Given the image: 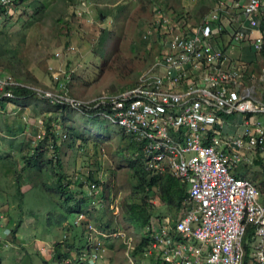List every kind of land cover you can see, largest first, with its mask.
Masks as SVG:
<instances>
[{
  "label": "rangeland",
  "instance_id": "1",
  "mask_svg": "<svg viewBox=\"0 0 264 264\" xmlns=\"http://www.w3.org/2000/svg\"><path fill=\"white\" fill-rule=\"evenodd\" d=\"M220 1L22 0L0 15V72L30 91L11 97L0 89V264H46L45 258L52 264H152L145 257L150 242L137 250L145 229L176 219L181 208L163 201L157 183L135 193L128 138L117 127L86 119L79 107L136 83L159 57L162 33L193 29ZM244 1L232 0L230 6ZM227 18L230 24L220 28L216 41L231 35L238 46V32L250 35L258 28L243 29L240 15ZM251 45L254 54L264 50ZM230 50L229 58H239ZM262 56L254 68L259 73L247 81L264 83ZM230 117L242 128L241 115ZM260 160L251 157L239 172L264 189ZM27 161L34 164L26 168ZM94 182L98 187L89 196ZM177 183L171 188L178 191L174 204L180 191L187 194ZM84 195L87 217L71 211ZM136 204L149 212L144 230L127 221L126 208ZM54 246L68 256L54 259Z\"/></svg>",
  "mask_w": 264,
  "mask_h": 264
},
{
  "label": "built area",
  "instance_id": "2",
  "mask_svg": "<svg viewBox=\"0 0 264 264\" xmlns=\"http://www.w3.org/2000/svg\"><path fill=\"white\" fill-rule=\"evenodd\" d=\"M19 1L0 0V12ZM262 2L252 0L245 10L239 6L243 29L258 27L252 42L257 51L264 46L263 19L256 11V4ZM224 4L226 0L191 26L199 36L185 37L178 34L179 28L162 33L163 64L155 59L132 87L100 93L81 106L86 117L108 121L139 144L134 157L142 169L152 176H173L187 188V203L177 218L144 231L150 242L144 256L155 254L156 264H264L262 195L252 180L233 172L253 156L264 161V99L225 73L241 70L238 74L246 76L245 64L234 66L239 59L229 58L225 41L212 38L230 24ZM219 17L226 19L223 25L218 24ZM228 39L232 45L233 37ZM244 39L238 32L234 40ZM203 41L212 47L204 48ZM13 87L0 89L10 92ZM235 114L243 118L238 135L217 138L212 126L234 122L230 116Z\"/></svg>",
  "mask_w": 264,
  "mask_h": 264
},
{
  "label": "trees",
  "instance_id": "3",
  "mask_svg": "<svg viewBox=\"0 0 264 264\" xmlns=\"http://www.w3.org/2000/svg\"><path fill=\"white\" fill-rule=\"evenodd\" d=\"M22 1V0H21ZM19 3H20V1H19ZM19 3H17V4H19ZM221 37V36H220ZM251 37H253V35H251ZM255 66V65H254ZM251 68V67H250ZM250 68H248V69H250ZM256 75V74H255ZM246 77H247V75H246ZM135 84V83H134ZM133 84V85H134ZM133 85H131V86H128V88L129 87H132ZM21 89V90H20ZM20 89H16V90H12V91H14V94H16V92H21L22 93V95H24V93H30V91L28 92V90L26 89V88H20ZM117 91H115V92H112V93H116ZM91 122H96V123H98V122H100V121H98V120H90ZM46 132H48V130L46 131ZM119 134L120 135H122L123 137H125L126 138V136H124L122 133H120L119 132ZM74 136H78L79 138H83L82 136H79L77 133H75L74 134ZM127 139V138H126ZM127 141H128V144H129V151H130V156H131V165L135 168L134 169V178L137 180V182H138V185L137 186H135L133 189H134V192L135 193H144V191H145V188L146 187H151V186H153L155 183H157L158 185H159V187H160V189H161V192H162V196H163V201L165 202V203H167L168 205H175L176 206V209H182L183 207H184V205L187 203L186 201H187V194L186 195H184L183 194V191H180V193H179V196H180V199H179V201L176 203V204H174L173 203V197H174V195L175 194H177L178 193V191L177 192H172L171 191V188L174 186V187H176V188H178V183H180L179 181H177L176 183L178 184V185H175L176 183H173V181H172V179H171V177H170V175H167V177L164 175V176H162V175H160V176H152V175H150L149 174V172H146L144 169H142V167H140L139 166V164H138V160H137V158H135L134 157V155H135V153L139 150V146L138 145H136L135 143H132L131 141H129L128 139H127ZM37 160V159H36ZM28 162H30V161H27V166H26V168H28V167H30V166H32L34 163L31 161V163H28ZM162 176V177H161ZM163 177H166L167 179H164ZM149 178V179H148ZM69 186H70V184H64V187L65 188H69ZM84 186V185H83ZM87 187H86V191L90 188V186H89V183L86 185ZM91 186H95V187H98V185L94 182V184L92 185L91 184ZM183 186V185H182ZM20 188H21V186H20ZM63 188V187H62ZM47 189L48 190H51L52 189V187H48L47 186ZM54 189V188H53ZM74 192V191H73ZM72 192V194H73V196H74V193ZM88 192H91V194L89 195V196H92V195H94L95 194V189L93 188H90L88 191H87V193ZM54 193H58V192H56V191H54ZM24 194L22 193V194H20V197H22ZM60 195V194H59ZM73 196H71V197H73ZM22 199V198H21ZM88 198H86V196L84 195L80 200H78L75 204V206L73 207V208H71V211L72 212H74V209L76 210V212L77 213H80V214H83L84 216H86L87 217V214H86V212H83L82 210H83V208H85L86 207V203H88V200H87ZM143 202H145V200L143 201ZM20 207H21V205H19ZM131 210H130V209ZM129 208H126L127 210H126V214H127V221L128 222H130L131 224H133L134 226H135V229L136 230H144L147 226H149L148 224H149V212L146 210V208L144 207V205L142 204V205H130V207ZM180 209V210H181ZM180 212V211H179ZM85 222H83V224H84ZM19 225H17V227H18ZM102 228V227H101ZM102 229H104V228H102ZM16 230V228L13 230V233H14V231ZM84 230H86V228H84ZM111 233H114V232H111ZM145 234V233H144ZM146 235H144V237L142 238V240H141V243H139L138 244V246H137V250L138 251H141V249H143V248H145V246H149V245H147L148 244V238L147 237H145ZM67 248L68 249H70V250H72L73 249V247H71V246H67ZM146 249V248H145ZM53 258L54 259H56V260H58V261H62V260H64L68 255H67V253L65 254L64 252H61V250H60V246H54V251H53ZM152 264H156V263H154V262H152Z\"/></svg>",
  "mask_w": 264,
  "mask_h": 264
},
{
  "label": "bare ground",
  "instance_id": "4",
  "mask_svg": "<svg viewBox=\"0 0 264 264\" xmlns=\"http://www.w3.org/2000/svg\"><path fill=\"white\" fill-rule=\"evenodd\" d=\"M234 1V0H233ZM251 1L252 0H247V2H245V3H243V2H241V3H238L237 5H239L243 10H245L246 9V7L251 3ZM21 2V1H20ZM17 3H19V2H17ZM17 3L15 4V5H17ZM219 5L220 6H223V0H221L220 2H219ZM15 7V6H14ZM240 7H238V8H236V9H231L232 7L231 6H228L227 4H224V8L228 11V13L229 12H231L232 13V11H235L236 13L238 12V10L241 12V9H240ZM231 9V10H230ZM256 11H257V13H259L263 18H264V2H262V3H257L256 4ZM7 9H5L3 12H0V15L2 14V13H4L5 11H6ZM250 17H253V16H250ZM218 24H224L226 21L225 20H223L221 17H219L218 18ZM201 23V22H200ZM264 32V31H263ZM178 34H180V35H183V36H185V37H193V36H199V34H198V31L195 29V28H193V29H189V30H187V31H185V32H181L180 30L178 31ZM251 35H254V33L252 32L250 35H245V37H246V39H252L253 41L255 40V39H253L252 37H251ZM215 35H213L212 36V38L214 37ZM262 36H263V41H264V35L262 34ZM202 45H203V47L204 48H211L212 47V45L210 44V43H208V42H206V41H203V43H202ZM229 53H231V52H229ZM235 59V58H234ZM156 60H158L159 61V63L160 64H163L161 61H160V59H159V57L156 59ZM233 64H234V66H236V67H241L240 66V63L239 62H237L236 60L233 62ZM204 68L205 69H207V70H211V71H213V72H224V71H221V70H218L216 67H210V66H204ZM1 71V70H0ZM239 72H242L241 70H238V71H233V70H229V71H225V73L226 74H228V76H229V78H231V79H234V80H237V81H239V82H245L246 80H244V77H242V76H240L238 73ZM0 82L2 83V82H7L8 83V85H7V87H9V86H14L12 89H11V91L9 92L10 93V95H11V97L13 96V94H14V91H12V90H16L17 88H21V86L19 85V84H17L16 82H14L13 80H12V76H10V75H3V73H1L0 72ZM224 85H226V86H229L230 85V82H228V81H226V82H224ZM7 87H2V85H0V88H7ZM248 87H250V86H248ZM251 88V91H252V93H255L256 91H255V88H253V87H250ZM7 91H8V89H7ZM3 93H5L4 91H3ZM7 93V92H6ZM11 97H8V98H11ZM55 100V99H54ZM224 108V110H232L231 108H229V107H227V106H224L223 107ZM79 109L80 110H82V108H80L79 107ZM108 111H109V109H107ZM90 118H88V117H86V119H88V120H96V117L95 116H89ZM260 117V116H259ZM260 118H262V117H260ZM99 121V120H98ZM98 123H103V124H106V125H110V123L108 122V121H104V122H102V121H100V122H98ZM116 128V127H115ZM212 128H213V130L214 131H216L217 133H218V137L217 138H227V137H230L231 135H238V132H239V130L240 129H238L237 128V125L234 123V122H232V121H226V123L225 124H223V125H221V124H214L213 126H212ZM127 137V136H126ZM128 138V137H127ZM129 139V138H128ZM131 141V140H130ZM132 142V141H131ZM132 143H134V142H132ZM136 144V143H135ZM136 145H139V144H136ZM148 257V256H147ZM149 257H151L152 258V261H155L156 260V255L155 254H151Z\"/></svg>",
  "mask_w": 264,
  "mask_h": 264
},
{
  "label": "crops",
  "instance_id": "5",
  "mask_svg": "<svg viewBox=\"0 0 264 264\" xmlns=\"http://www.w3.org/2000/svg\"><path fill=\"white\" fill-rule=\"evenodd\" d=\"M231 1L232 0H229V1H227L226 0V4L228 5V6H230V3H231ZM246 2H247V0H246ZM243 3H245V1L243 2ZM231 10V9H230ZM228 15L229 16H232V15H240L241 16V12L238 10V12L236 13L235 11H232V13L231 12H229L228 13ZM230 18V17H229ZM262 19H263V21H262V25H263V27H264V18L262 17ZM262 32V34L264 35V32L263 31H261ZM254 35H253V39H255L257 36H258V31L257 30H255L254 32ZM223 41H225V43H224V45H225V48L226 49H231L232 48V51H236V52H234L237 56H239V58H236V59H239L240 60V66H244L243 65V63L245 64V73H246V75H247V77L245 76L244 77V80H246L247 78H248V80H251V76H253L254 77V75L256 74H258L259 72L257 71V70H254V68H255V66L254 65H256L257 64V61H258V58L259 57H261V54H263V58H264V50L262 51V52H260V53H256L255 52V54L252 52L253 51V49H252V42H253V40L252 39H244V40H242L241 41V43H239V45L238 46H235V45H231V42H230V39H228V36H226V35H222L221 37H220ZM219 41V40H218ZM231 51V50H230ZM251 67V68H250ZM248 68H250V69H248ZM254 79H255V77H254ZM245 83H246V85H247V83H248V86H250V87H253V88H255V95H256V97L257 98H259V99H261V100H263L264 99V97H262V96H260V93H262V90L264 89V83H257V84H255V83H251L250 81H245ZM259 92V93H258ZM242 117V116H241ZM231 119L234 121V122H236L237 121V118L236 117H231ZM240 127V126H239ZM239 127H237L238 129H240ZM240 131V130H239ZM239 169H240V167L237 169V171H234V173L237 175V176H240V177H244L245 176V174L243 173H240L239 172ZM256 186H257V184H255ZM258 188V187H257ZM259 189V191H260V194L262 195V197L260 198V200L262 201V202H264V189H261V188H258ZM16 228H17V225L15 226ZM19 227V226H18ZM17 241H20L19 240V236L17 237ZM21 244V243H20ZM45 260L46 261H48V262H46V264H52L53 262H51V261H49L50 260V258H45Z\"/></svg>",
  "mask_w": 264,
  "mask_h": 264
}]
</instances>
